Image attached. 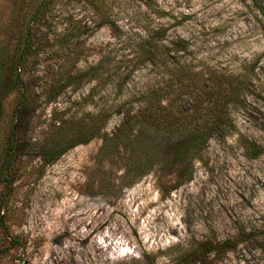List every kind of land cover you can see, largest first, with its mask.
<instances>
[{
	"label": "rangeland",
	"instance_id": "obj_1",
	"mask_svg": "<svg viewBox=\"0 0 264 264\" xmlns=\"http://www.w3.org/2000/svg\"><path fill=\"white\" fill-rule=\"evenodd\" d=\"M15 1L25 7L28 0H0V47L8 51L14 29L4 31ZM152 1L145 8L133 0H52L37 30L38 54L20 76L30 112L14 122L16 164L9 186L0 185V264H264V240L246 251L180 260L204 241L264 231V0ZM102 2L120 32L101 25ZM147 24L163 26L166 44L183 43L186 51L158 65L140 63ZM100 61L132 70L124 96L170 84L179 90L172 82L178 65L189 71L190 88L210 87L215 72L247 80L245 104L230 105L235 129L212 136L198 158L176 157L178 143L189 138L184 127H141L132 146L105 152L102 135L113 138L121 117L86 120L103 97L123 98L99 84ZM193 103L178 93L162 102L173 110ZM14 104L13 94L3 102L0 149ZM61 127L64 144H76L58 154ZM243 139L260 147L254 159ZM147 145L160 152L150 171L136 177L131 165L142 161L139 150Z\"/></svg>",
	"mask_w": 264,
	"mask_h": 264
},
{
	"label": "trees",
	"instance_id": "obj_2",
	"mask_svg": "<svg viewBox=\"0 0 264 264\" xmlns=\"http://www.w3.org/2000/svg\"><path fill=\"white\" fill-rule=\"evenodd\" d=\"M123 5L124 0H120ZM138 7L150 8L152 0H133ZM22 3V2H21ZM101 12V25L109 29H120L116 25V21H110L111 12L106 2ZM108 6V7H107ZM19 8V9H18ZM53 9L52 0H28L25 7L18 5V1L11 6V11L7 16L9 27L4 32L12 31L14 29V44L11 50L0 47V119L3 117V102L10 95H14L15 104L12 111V124L6 136L4 147L0 149V185L4 187L9 186L10 178L14 173L16 164V153L19 150L17 124L15 121H24L30 112L28 104V96L24 90L20 76L24 72L28 60L38 54L36 35L41 22L44 21L45 16ZM12 26V27H11ZM1 33V30H0ZM4 34V33H3ZM166 30L163 26H154L149 28L147 24V38L142 39L138 43V52L140 63L147 65H158L164 60L166 56L173 55L177 57L181 52L186 51L185 44L179 42H168L166 44ZM104 62L100 61L95 71L99 72V84L106 88L111 86L110 94L115 95L116 99L121 100L108 101V98L103 97L100 108L95 115L88 117L86 121H102L103 124L110 119L112 115L121 117V124L117 133L113 138H109L107 134L102 135L103 150L105 152H112L117 146L122 144L133 145L139 138L136 132L142 127L149 131L153 128L155 130L170 131L180 127H184V132L189 138L180 142L176 148L177 159H193L198 158L209 139L216 136H224L235 129L233 119L230 113V105L243 106L245 104L244 96L248 89L249 82L247 80H239L237 77L226 74L224 72L214 73V82L210 87L204 86L199 89L197 87L190 88L188 84L193 81L189 79V71L186 66H178L172 73V82L181 85L178 88L152 86L147 87V90L137 92L133 95L124 96L126 85L130 79L132 70L128 68L121 69L120 65H102ZM88 75V73H87ZM90 76V74H89ZM90 76L88 82L92 80ZM94 89H90L89 96L94 97ZM183 89V92L181 90ZM196 89L198 91H196ZM171 93L183 94L194 102L190 108L175 107L171 105H163V100L169 98ZM132 96V97H131ZM119 98V99H120ZM206 102L205 105H202ZM180 121V123H173ZM190 121V122H189ZM191 121L198 122L196 125L190 127ZM173 123V124H172ZM63 127L57 131V148H63L58 154L63 152L66 148L73 146V141L64 144ZM63 141V144L60 142ZM246 151L248 158L254 159L260 154V147L249 142L246 139L241 141ZM66 145V146H64ZM68 146V147H67ZM153 146V145H152ZM147 145V150L140 149L138 158H142L140 163L137 161L131 165V169L136 173V177L144 176L154 166L152 161L154 154H159L157 147ZM152 147V149H150ZM55 154L57 151H50ZM42 156L43 160H47L46 156ZM139 160V159H138ZM147 163L143 170L139 166ZM145 168V169H144ZM1 207V203H0ZM1 218V216H0ZM258 240H264V231L253 230L252 232L241 233L234 237H228L220 241L207 240L198 244L195 248H190L181 255L182 262L195 261L199 256L215 253L216 255H225L238 248L243 251L254 247Z\"/></svg>",
	"mask_w": 264,
	"mask_h": 264
}]
</instances>
